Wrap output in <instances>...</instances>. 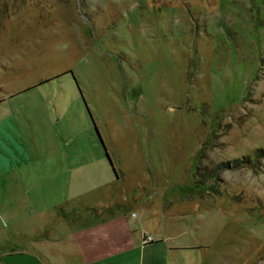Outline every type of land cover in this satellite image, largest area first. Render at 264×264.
Here are the masks:
<instances>
[{
  "label": "rangeland",
  "instance_id": "rangeland-1",
  "mask_svg": "<svg viewBox=\"0 0 264 264\" xmlns=\"http://www.w3.org/2000/svg\"><path fill=\"white\" fill-rule=\"evenodd\" d=\"M0 129L1 224L116 211L171 264H264V0H0Z\"/></svg>",
  "mask_w": 264,
  "mask_h": 264
},
{
  "label": "crops",
  "instance_id": "crops-1",
  "mask_svg": "<svg viewBox=\"0 0 264 264\" xmlns=\"http://www.w3.org/2000/svg\"><path fill=\"white\" fill-rule=\"evenodd\" d=\"M3 215L11 221L16 214ZM143 234L116 211L76 213L31 232L0 222V264H171L170 248L155 238L143 243Z\"/></svg>",
  "mask_w": 264,
  "mask_h": 264
},
{
  "label": "trees",
  "instance_id": "trees-1",
  "mask_svg": "<svg viewBox=\"0 0 264 264\" xmlns=\"http://www.w3.org/2000/svg\"><path fill=\"white\" fill-rule=\"evenodd\" d=\"M264 155V148H258L257 150H256V155L257 156H260V155ZM243 163V161L242 160H234V161H232L231 163H229V162H222L221 164H219V169H225V168H228V167H230V168H237V167H240L241 166V164Z\"/></svg>",
  "mask_w": 264,
  "mask_h": 264
},
{
  "label": "snow or ice",
  "instance_id": "snow-or-ice-1",
  "mask_svg": "<svg viewBox=\"0 0 264 264\" xmlns=\"http://www.w3.org/2000/svg\"><path fill=\"white\" fill-rule=\"evenodd\" d=\"M0 134H2V129H0ZM3 147V143H2V141H0V148H2Z\"/></svg>",
  "mask_w": 264,
  "mask_h": 264
},
{
  "label": "built area",
  "instance_id": "built-area-1",
  "mask_svg": "<svg viewBox=\"0 0 264 264\" xmlns=\"http://www.w3.org/2000/svg\"><path fill=\"white\" fill-rule=\"evenodd\" d=\"M144 239H146V241H151L152 240L151 237H149V236H146Z\"/></svg>",
  "mask_w": 264,
  "mask_h": 264
}]
</instances>
